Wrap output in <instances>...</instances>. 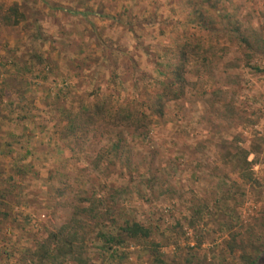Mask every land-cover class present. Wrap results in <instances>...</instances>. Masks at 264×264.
I'll list each match as a JSON object with an SVG mask.
<instances>
[{"label": "rangeland", "instance_id": "obj_1", "mask_svg": "<svg viewBox=\"0 0 264 264\" xmlns=\"http://www.w3.org/2000/svg\"><path fill=\"white\" fill-rule=\"evenodd\" d=\"M196 1L0 0V63L17 62L18 72L6 77L8 70L0 68L4 73L0 74V95L5 92L2 96H11L8 101L15 104L9 112L12 121L0 115V189L2 179L11 176V163H20L19 157L29 150L23 160L31 161L32 171L22 181L14 175L19 182L10 195L16 194L20 204L9 213L11 217L18 213L15 216H19L30 236L38 237L43 230L54 229L67 217L64 204L73 199L70 191L75 189V183L90 178L88 182L98 193L110 195L113 182L125 183L121 173L129 157L132 176L126 170L125 177L131 176L135 187L126 184L124 208L147 221L156 222L161 216L163 233L169 237L172 232L168 222L180 219L184 224L189 215L185 197L193 194L202 200L210 199L213 207L219 176L229 174V183L238 180L222 163L213 169V160L220 162L216 154L219 151L220 157L224 149L221 144L235 136L242 138L238 140L242 146L249 147L250 142L261 146L259 162L253 166L260 191L249 193L257 201L254 205L264 209V72H255L243 64V54L234 44L232 32L237 27L264 35V0H198L201 7ZM15 4L24 13V20L7 26L1 16ZM187 39H197L206 49H216L215 57L210 55L213 62L205 73L195 67L190 69L185 94L166 105L162 118L152 119L147 138L134 135L128 140L120 163L115 164L118 167L111 162L96 167L85 159L95 155L101 145L112 159L106 141L97 144L91 137L82 143L83 150L79 152L78 145L58 139L52 123H58L59 116L49 112V93L68 88L66 103L70 109L101 95L143 102L159 89L155 63H167L169 58L174 61L177 43ZM56 105L64 107L60 102ZM42 109L53 115L51 122ZM18 114L27 117L17 120ZM11 141L9 154L6 143ZM146 165L167 181L156 187L149 201L142 192ZM165 186L175 191L173 198L159 194ZM60 193L64 195L58 198ZM233 194L238 195L239 190ZM54 197L59 199L57 203ZM250 204L244 202L241 207L246 211ZM25 217L30 221L26 222ZM207 218L199 236L201 246H196L193 233L185 229V233L179 230L177 244L162 248L170 264H183L190 255L198 263L203 258L204 264L238 263L234 253H220L227 235L220 233L218 220ZM11 236L16 241L18 233ZM128 249L132 253L125 264H148L147 252L138 253L135 246ZM1 255L0 264H22L17 261L19 253L14 252L9 260ZM94 261L99 263L96 258Z\"/></svg>", "mask_w": 264, "mask_h": 264}, {"label": "trees", "instance_id": "obj_2", "mask_svg": "<svg viewBox=\"0 0 264 264\" xmlns=\"http://www.w3.org/2000/svg\"><path fill=\"white\" fill-rule=\"evenodd\" d=\"M196 2L197 6H202L200 1L197 0ZM197 11L202 14L199 8ZM1 17L3 24L16 26L24 20V13L19 11L17 4H15L8 7L6 13ZM232 32L235 33L236 41L234 44H237V48L243 54L241 57L243 64L255 72L263 73L264 35L258 34L252 29L241 31L237 27L233 28ZM188 41L187 39V41L177 43V58L174 61L169 58L167 63H155L160 77L157 82L159 89L143 102L127 97L120 98L119 96L113 100L114 97L110 99L101 95L90 99V101L81 102L76 109L74 107L70 109L66 103L68 88L58 89L54 94L49 93L48 98L51 99L49 112L59 116L58 123H52L58 139L66 141L70 145L72 143L78 145L79 152L83 150L81 149L82 143L91 137L95 139L97 144L106 141L112 159L105 153L102 145L95 155L86 156L85 159L89 164L96 167L102 166L104 163L111 162L113 166L120 163V154L123 153L126 144L130 142L128 140H132L130 138H133L134 135H142L144 139L147 138L146 134L152 119L162 118L166 105L180 99L185 94L186 75L190 69L195 67L200 70L199 72L205 73L206 68L213 62L216 49L204 48V45L197 39ZM16 67L17 62L5 63V65L0 63L1 69L8 70L6 77L9 76L8 74L15 75ZM1 75L4 76V73ZM3 93L0 95V115L4 120L12 121L9 112L14 110L10 107L15 104L8 101L11 96H2ZM7 101L8 103H6ZM59 102L64 104V107L56 105ZM35 108L38 110L39 107ZM42 110L45 112V109ZM49 112L46 110L43 114L51 122L54 117ZM31 116L35 117V115ZM26 117V115L18 114L17 120ZM95 137L98 139L96 140ZM241 139L240 136H235L233 140L221 144L224 149H222L220 157L219 151L216 154L220 162L213 160L216 163L213 169L219 168L221 166L219 163H222L227 167L228 172L237 175L239 182L233 180L229 183L230 175L227 173L219 176L214 191V208L210 199L202 200L193 194L188 195V198L185 197L186 203L184 205H186L189 215L185 217L184 224L180 222V219L168 222L167 228L171 229L172 232L169 237L163 233L161 216L156 222L147 221L138 218L136 215L133 216V210L124 208L126 207L124 200L126 201L125 198L128 194L127 186L135 187V183L131 180L132 167L129 157L124 163L125 168H127L121 173V178H125V183L113 182L112 187L114 189L110 195H106L105 191L98 193L93 185L88 182L90 178L75 183V189L70 191L74 193L73 199L69 201L70 204H64V207L68 209L67 217L54 229L46 232L43 230L38 237L37 235L30 236L29 231H24L19 216H15L18 213L12 217L9 213V211H13L12 208L20 204V199L16 194L10 195L13 193L11 189L32 171L31 161L23 160L30 153L27 150L25 154L19 157L20 163L18 162L16 165L11 163L12 171L9 179H2L1 181L3 188L0 189V255H5L6 259L9 260L8 258H12L14 252L19 253L21 256L17 261L22 262V264H60L64 261H71L74 264H125L126 261H129L130 253H132L128 247L135 246L138 253L144 251L149 254L148 264H170L165 259L162 248L177 244L176 238L181 235L179 230L182 231L181 233H185L183 231L185 229L186 232L191 231L193 233L196 246H201L203 240L199 236L202 232V226L207 225L204 220L208 217L207 219L213 221L218 220L220 233L224 232L223 236L227 235V238L220 245V253L227 252L231 256L234 253L238 261L234 264H258L259 253L264 252V209L254 205L257 201L254 202V199L250 198L249 192L260 191L261 183L253 173V166L259 162L261 146L259 143L251 142L249 147L242 146L239 143ZM11 143L12 141L6 143L9 154L12 152ZM70 148L72 151L74 146ZM250 155L254 157L251 160L249 159ZM136 167L139 166L136 165ZM126 170L131 175L130 177L127 175L128 179L125 177ZM158 172L146 165L143 174L145 187L142 191L146 201H149L154 195L156 187H161L167 182L158 175ZM33 173L35 174L34 171ZM15 174L19 177L17 182L14 179ZM139 179H142L141 175ZM237 190H239V194H233ZM159 194L173 198L175 191L165 186ZM63 195L64 193H60L58 198ZM9 196L10 201H7L6 198ZM54 200L57 203L59 199L54 197ZM175 202L173 201V204ZM244 202L251 203L246 211L241 207ZM261 204L264 205V203ZM24 220L30 221L26 217ZM14 232L18 233L16 241L11 236V234H15ZM27 233L25 238L21 237ZM94 258L98 259L99 263H94ZM222 258L227 260L225 256ZM202 260L205 262L204 258ZM184 261L183 264H192L193 262L204 264L203 262L200 263L201 261L198 263L194 255L188 256Z\"/></svg>", "mask_w": 264, "mask_h": 264}, {"label": "flooded vegetation", "instance_id": "obj_3", "mask_svg": "<svg viewBox=\"0 0 264 264\" xmlns=\"http://www.w3.org/2000/svg\"><path fill=\"white\" fill-rule=\"evenodd\" d=\"M263 260H264V252H261V253H259V259H258V264L261 262H263Z\"/></svg>", "mask_w": 264, "mask_h": 264}]
</instances>
